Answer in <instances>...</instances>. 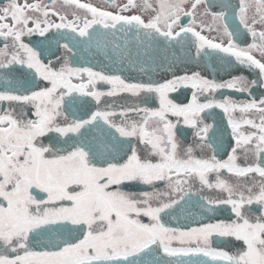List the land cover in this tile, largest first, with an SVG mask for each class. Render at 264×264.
<instances>
[{"label":"snow or ice","instance_id":"snow-or-ice-1","mask_svg":"<svg viewBox=\"0 0 264 264\" xmlns=\"http://www.w3.org/2000/svg\"><path fill=\"white\" fill-rule=\"evenodd\" d=\"M105 2H0V264H264V0ZM93 49L160 79L73 66Z\"/></svg>","mask_w":264,"mask_h":264},{"label":"flooded vegetation","instance_id":"flooded-vegetation-1","mask_svg":"<svg viewBox=\"0 0 264 264\" xmlns=\"http://www.w3.org/2000/svg\"><path fill=\"white\" fill-rule=\"evenodd\" d=\"M0 2H3V0H0ZM81 2H90L93 5L110 10L115 11V8L111 7L108 3L105 2V0H81ZM117 3L122 4L125 2V0H116ZM222 0H209V3L211 4H220ZM223 2L231 3L233 6L237 4V0H223ZM204 10V5H201L198 9L199 13H202ZM213 12L220 11L218 7H213L211 9ZM228 11V22L230 25L235 27V25L238 23V21L235 18L234 13L232 10ZM188 18H185L182 22H187ZM199 19V16H198ZM209 24L211 23V17L207 18ZM259 29V26H257ZM205 36H208L209 38H214L217 36V33L215 31L207 32L205 31L203 33ZM250 36H247L243 33V30L241 29V32L237 34V43H239L241 46H245L248 42H250ZM122 42V41H121ZM171 51L169 50V56L171 57ZM178 54H180L179 49L175 50ZM111 55L109 50V56ZM109 56H105L103 52H97L95 49L92 51L85 52L81 50L80 54L75 57L72 61L74 67H89L93 71H102L105 74L108 75H120L122 78L126 79L128 82H147L149 79V75H151L152 79H160L161 72L152 71L149 69V75H146L144 72L140 71V64L130 65L128 62L121 63L119 58L110 59ZM140 63H143V58H141ZM193 67H196L195 64L192 65ZM144 67L146 69L149 68V65L144 64ZM155 67V65H153ZM198 70L202 72V75H204L207 78L215 79L217 82H224L225 80L229 79L230 76L234 75H245V76H251L252 73L246 69L241 68L239 65H236L234 62L230 66L223 65L219 60L217 59H207L204 58L202 62L200 63ZM86 79V77H85ZM98 88L100 90H107L108 86L104 84L98 85ZM190 92V90H187ZM255 95H259V92L254 90ZM216 99H223L224 96H230L233 99L236 100H243L247 99L246 94L236 93L229 90H221L214 94ZM108 100H115L120 103H123V99L121 97H115V98H105ZM131 99V98H129ZM204 98H202L203 100ZM212 115H209V113H204L206 117H208L207 122L217 124L221 131H224L226 128V118L224 117L223 113L219 109L211 110ZM230 129L227 132H224L223 135V141H224V150H222L220 153H218V158L220 159H226V150L227 145L230 142ZM227 213H224L223 215L217 213V216L220 219H225L227 217ZM199 219V217H198ZM165 223H168L169 226H182L187 223H191V226L195 227L197 226L196 222L194 221H185L183 218L177 222L176 220H170L169 218H165ZM216 246V245H214ZM219 247L229 250V246L221 244ZM235 249H232L234 251Z\"/></svg>","mask_w":264,"mask_h":264},{"label":"water","instance_id":"water-1","mask_svg":"<svg viewBox=\"0 0 264 264\" xmlns=\"http://www.w3.org/2000/svg\"><path fill=\"white\" fill-rule=\"evenodd\" d=\"M197 259H204V258H197Z\"/></svg>","mask_w":264,"mask_h":264}]
</instances>
